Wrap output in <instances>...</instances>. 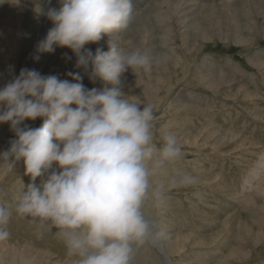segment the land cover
Segmentation results:
<instances>
[{
	"label": "rangeland",
	"instance_id": "rangeland-1",
	"mask_svg": "<svg viewBox=\"0 0 264 264\" xmlns=\"http://www.w3.org/2000/svg\"><path fill=\"white\" fill-rule=\"evenodd\" d=\"M131 2L134 20L114 39L123 51L147 50L153 66L122 73L121 91L153 106L158 147L170 131L184 152L152 182L185 172L198 179L167 191L159 207L154 199L145 202L146 215L164 232L160 241L170 263L264 264V0ZM42 3L0 0V86L25 68L41 29ZM104 36L85 47L108 51ZM75 61L74 54L67 63L59 53L40 74L69 80L66 73H79L87 89L98 88L82 68L69 70ZM42 123L37 118L21 126ZM15 138L10 124L0 123V153ZM7 168L0 160V190L14 203L30 177L22 160ZM8 230L0 264H73L55 227L38 228V220L14 213ZM161 256L145 243L132 264H166Z\"/></svg>",
	"mask_w": 264,
	"mask_h": 264
},
{
	"label": "clouds",
	"instance_id": "clouds-1",
	"mask_svg": "<svg viewBox=\"0 0 264 264\" xmlns=\"http://www.w3.org/2000/svg\"><path fill=\"white\" fill-rule=\"evenodd\" d=\"M59 4L46 13L53 26L36 52L71 49L75 67L103 86L87 89L79 73H66L75 81L70 82L22 68L0 88V123H9L16 137L0 160L8 172L22 160L30 177L14 203L0 190V241L10 238L8 225L15 213L38 220V228L55 227L67 254L75 257L73 264H132L139 246L164 236L146 215L145 202L154 199L159 207L167 191L194 186L198 179L185 172L152 182L159 169L181 160L184 152L170 131L158 147L153 106L121 91L122 73L151 71V54L139 48L123 51L113 40L106 52L97 48L93 54L85 47L128 30L134 20L131 0ZM37 118L43 119L40 127L21 126Z\"/></svg>",
	"mask_w": 264,
	"mask_h": 264
},
{
	"label": "bare ground",
	"instance_id": "bare-ground-1",
	"mask_svg": "<svg viewBox=\"0 0 264 264\" xmlns=\"http://www.w3.org/2000/svg\"><path fill=\"white\" fill-rule=\"evenodd\" d=\"M60 4H59V0H43L42 3V9H41V29L38 33V37L36 39V41H34L33 44V48H32V53L31 55L28 57L27 61H26V65L25 68L29 69V70H36L37 72H41L44 67L46 66L47 61L52 63L51 65L54 66V64L56 62H58V56L59 53L62 54L65 57V59L67 60V63L69 62V58L71 55H73L74 53L71 51V49L67 48V47H55V51L53 53H37L36 52V45L39 41L43 40L46 37L47 31L53 26L52 22L47 18L46 13L48 11V9L51 8H59ZM107 37V39L109 40H113L114 42L115 39L114 37L116 36V34H112V35H105ZM104 36V37H105ZM107 45V44H106ZM61 48V49H60ZM62 52V53H61ZM39 55V60H34L33 57ZM49 55V56H48ZM25 62V61H24ZM66 63V62H65ZM25 64V63H24ZM75 64L76 61L73 62L71 64V67L69 68V70H74L75 69ZM90 68H89V72H90ZM87 77L89 78L88 74L86 73ZM69 81L70 82H75L72 81L71 77L69 76ZM97 82L98 88H101V83L98 82V80H95ZM89 82V80H88ZM91 82H93L91 80ZM6 84V83H5ZM5 84H3L2 86H0V88H2ZM20 170V169H19ZM14 176V175H13ZM10 178V177H9ZM7 178V179H9ZM11 180V178L9 179V181ZM3 181V180H2ZM6 182V181H5ZM8 183V182H7ZM37 183V181H36ZM253 216V215H252ZM243 224V223H242ZM153 248H155L159 253H161L163 256L162 260L163 262H165L166 264H171L170 263V259L168 258V254H166V249L164 248L163 244L161 243V241H158L156 243H152V242H148Z\"/></svg>",
	"mask_w": 264,
	"mask_h": 264
}]
</instances>
